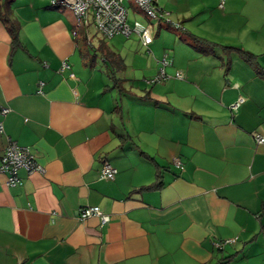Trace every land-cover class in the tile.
Listing matches in <instances>:
<instances>
[{
    "label": "crops",
    "instance_id": "crops-1",
    "mask_svg": "<svg viewBox=\"0 0 264 264\" xmlns=\"http://www.w3.org/2000/svg\"><path fill=\"white\" fill-rule=\"evenodd\" d=\"M244 1L255 7L247 15L259 19L248 17L245 47L195 41L185 28L184 41H170L172 55L163 51L153 62L154 77L165 54L173 61L165 82L139 92L125 86L124 94L109 70L97 73L76 17L34 14L32 3L16 16L14 37L0 16V109H10L0 112V162L11 138L44 167L19 169L14 186L0 172V264H264V142L256 138L264 135V77L226 47L249 48L264 67L257 34L264 0ZM209 58L225 68L211 69ZM104 159L118 169L115 178L101 177ZM87 205L110 220L81 219ZM228 238L235 240L216 246Z\"/></svg>",
    "mask_w": 264,
    "mask_h": 264
},
{
    "label": "rangeland",
    "instance_id": "rangeland-1",
    "mask_svg": "<svg viewBox=\"0 0 264 264\" xmlns=\"http://www.w3.org/2000/svg\"><path fill=\"white\" fill-rule=\"evenodd\" d=\"M9 1L11 4V9L14 10V14L12 13V11L9 12V10L7 9L5 0H0V10L3 13L4 17L9 15L13 20H15L16 16L23 18L22 14L28 11V5H31L32 3L35 4L34 8L31 9V11H34V14L36 13V10L41 11V14H48L49 11L51 12V10H56L60 11L63 16L69 21L70 19H74L76 17L74 9L70 5L54 6L51 4V0ZM158 2L166 9V11L169 12V14L166 15V18L175 21H182L183 18H185L186 20L182 25L188 30L197 34L199 37L196 39L205 38L224 44L230 43L238 46H244L242 45L243 43L250 42V39L248 38L250 33L249 30H247L250 27L247 20L248 17H250L251 19L253 17L248 16L247 14L249 13V9L252 13L255 7L254 5L249 7V3L247 1L223 0V3L225 2L226 6V8L224 7V9L219 7L221 0H158ZM125 5L128 8V19L130 23H134L135 20H140L145 24L151 23L152 32L153 28L154 31H157L158 28L160 29L161 35L154 36V41L150 43L149 48L144 45L138 33H133L130 36L124 34H116L112 37L104 36V34H102L97 29L94 23V17L92 15L90 17L91 25L87 29V32L84 28L78 26L77 28L80 31L79 40L81 46H84V50L86 51L87 56H89L90 58H93L95 56V59H97V71H99L97 73H102L103 71L106 72L107 70L111 72V69H116L115 71L121 76H124L125 73L127 76V80L126 82H123V85L125 84L124 86H126L128 89L132 88L134 89V91L136 90L137 92H139L141 90L144 91V88L150 87L152 84L149 81L146 82V78H150V76L153 77V75H151L153 62L156 61L159 56H162L161 53L163 51H171L170 54L172 55L174 50L171 49V44L173 42L181 43V41H184L181 39H184V37H188L189 33L187 34V32H185L184 30L168 28L167 26H159L156 18L151 17L144 9H142L138 5L136 0H125ZM231 9L234 11V13H224L228 10L232 11ZM252 20L259 21V19L255 18H253ZM242 21L246 23L245 25L247 27L246 29L240 31L238 25H240ZM85 33H89V41L86 39ZM257 34L260 35L259 41H262V39H264V25L263 31L258 32ZM102 44H109L108 48H103L106 51L101 48ZM254 45H256V42L253 43L251 47ZM111 46L120 49L121 54L118 53V56H121L122 60L114 62L113 65L111 61H109L111 65L109 64L110 69H107L106 64L104 63L103 59H100V57L105 56L107 50L112 49ZM177 48L178 46L175 49ZM248 50L250 49L248 48ZM237 51L240 55H242L240 50ZM214 52H221V50L220 48H218ZM228 57L229 56H227V58ZM209 61H212L210 63L211 69L221 67L225 68V64L221 63V59H219L220 63H218L217 58H209ZM250 65L252 66V62H250ZM135 71H137L136 75H134ZM164 82L165 80L158 81L154 84H163ZM192 83L198 85V83H195L194 81ZM194 91L196 90H190V98L192 99L193 103L196 100V95H192ZM199 94L200 93H198V97L200 98ZM117 97L119 101L120 97L122 96L118 95ZM161 97L163 98V100H167L164 99L166 98L165 96Z\"/></svg>",
    "mask_w": 264,
    "mask_h": 264
},
{
    "label": "built area",
    "instance_id": "built-area-1",
    "mask_svg": "<svg viewBox=\"0 0 264 264\" xmlns=\"http://www.w3.org/2000/svg\"><path fill=\"white\" fill-rule=\"evenodd\" d=\"M138 5L144 9L151 17L157 18L159 7L153 4V0H136ZM52 3H59L63 5H70L74 9L76 16V25L78 27L88 29L91 25L90 17H94V23L97 29L106 37H112L116 34H124L130 36L133 33H138L144 45H149L154 35L152 32V24H145L140 20H135L134 23L129 22V12L125 5V0H74L73 3L68 4L65 0H52ZM223 5V0H221ZM169 12H165L166 15ZM168 19V18H167ZM76 34V32H74ZM88 39L90 35L88 34ZM172 60L165 54L162 58L163 65L170 64ZM63 69L69 68L70 65L67 61H63ZM73 75V74H72ZM166 73L164 68L161 69V76L165 77ZM176 75L180 78L183 77L182 71H177ZM44 81H39L38 92H42ZM244 98H240L231 107L237 108ZM10 109L8 107H1L0 112L5 114ZM5 132L4 123L0 120V135ZM259 143L264 142V135H257ZM175 162L181 166L182 162L176 158ZM26 169L28 172L44 171V167L39 163L31 151L29 146L21 145L16 140L8 139V143L4 147L1 154L0 172L6 174V183L9 186L17 185L21 182V177L18 174L19 169ZM118 169L108 160L104 159L101 167V177L106 179H113ZM99 216L101 221L107 222L110 220V215L105 213L99 205H87L80 209L79 217L85 219L90 216ZM235 238H228L224 241L216 242V246L220 247L224 243L233 242Z\"/></svg>",
    "mask_w": 264,
    "mask_h": 264
},
{
    "label": "trees",
    "instance_id": "trees-1",
    "mask_svg": "<svg viewBox=\"0 0 264 264\" xmlns=\"http://www.w3.org/2000/svg\"><path fill=\"white\" fill-rule=\"evenodd\" d=\"M5 4H6L7 9L9 10V12L12 11V9L10 7L11 6L10 1L9 0H5ZM51 4L54 5V6H64L63 4L52 3V0H51ZM153 4L156 5L157 7H159V11H158L159 14H158V17L156 18V21L159 23V25L160 24H166V26L168 28H173V29H177V30H185V27L182 25V23L180 21H175V20H172V19H167L163 15L165 12H168V11H166V9L159 4L158 0H153ZM0 16H1L2 20L7 24V26L9 27V29L13 32V35L15 37L16 36V33L18 31V26H19L18 23L16 22V20L11 19L9 15L4 17L3 13L1 12V10H0ZM85 36H86V39L89 41L87 35H85ZM192 36H193V40H195V41L202 40L203 39V38L196 39L199 36H195L193 34H192ZM149 45L148 46L146 45V46L149 48ZM226 47L229 48V49L235 48L237 50H240L241 53H242V56H244L247 61H250V62L254 63V65L256 67V70H257V73L259 75H261V76L264 77V67L260 66L257 63V61L255 60L256 55L254 53H252V52H250L248 50H245V49H243L241 47H234V46H229V45H226ZM101 48L102 49L103 48H108V46L105 45V44L104 45L102 44ZM204 50H207L206 47L204 48ZM104 51H106V50H104ZM103 57H104V59L108 60V63H109V61H111L112 65H113L114 62H117L118 60H122L121 56H118V53L117 52H114L111 49H108L107 52H106V54H105V56H103ZM160 63H161L160 71L153 78L148 79L149 82L155 83V82H158V81L166 80L168 78V75H167L166 71H165V73H166L165 77H162L161 76V69L164 68V70H165L166 65L165 66L163 65L162 59H161ZM172 63H173V61L170 64H167V65H171ZM115 70L114 69H111V74H113L112 77H113V81H114L113 87H117V89L120 91V93H123V94L126 93V92L129 93V91L123 85V82L125 81V78H123V77L120 78L118 76H115V74H116V71ZM176 77H178V76L176 75ZM178 78H180V77H178ZM182 78H184V74H183V77ZM148 94H146L144 96H141V97L142 98H150V96H148ZM161 184L162 183H161L160 180L155 183L156 186H159ZM225 244L226 243H224L219 248H222Z\"/></svg>",
    "mask_w": 264,
    "mask_h": 264
},
{
    "label": "water",
    "instance_id": "water-1",
    "mask_svg": "<svg viewBox=\"0 0 264 264\" xmlns=\"http://www.w3.org/2000/svg\"><path fill=\"white\" fill-rule=\"evenodd\" d=\"M65 1H66V3H68V4H71V3L74 2V0H65Z\"/></svg>",
    "mask_w": 264,
    "mask_h": 264
}]
</instances>
